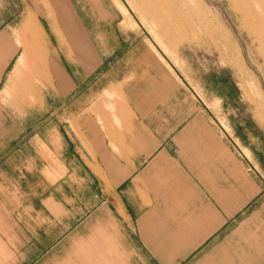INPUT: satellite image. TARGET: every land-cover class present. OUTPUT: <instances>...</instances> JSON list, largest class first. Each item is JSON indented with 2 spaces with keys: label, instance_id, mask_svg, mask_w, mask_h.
Masks as SVG:
<instances>
[{
  "label": "crops",
  "instance_id": "crops-1",
  "mask_svg": "<svg viewBox=\"0 0 264 264\" xmlns=\"http://www.w3.org/2000/svg\"><path fill=\"white\" fill-rule=\"evenodd\" d=\"M122 5L0 0V264H264L255 172Z\"/></svg>",
  "mask_w": 264,
  "mask_h": 264
},
{
  "label": "rangeland",
  "instance_id": "rangeland-1",
  "mask_svg": "<svg viewBox=\"0 0 264 264\" xmlns=\"http://www.w3.org/2000/svg\"><path fill=\"white\" fill-rule=\"evenodd\" d=\"M118 3L137 38L150 41L151 53L171 62L201 97L207 94L264 196V0Z\"/></svg>",
  "mask_w": 264,
  "mask_h": 264
}]
</instances>
